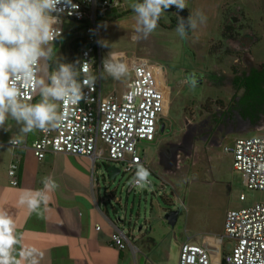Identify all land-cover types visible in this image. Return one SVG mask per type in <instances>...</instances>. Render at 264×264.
<instances>
[{"label":"rangeland","instance_id":"obj_1","mask_svg":"<svg viewBox=\"0 0 264 264\" xmlns=\"http://www.w3.org/2000/svg\"><path fill=\"white\" fill-rule=\"evenodd\" d=\"M115 2L118 5H113L97 25L103 58L127 66L132 59L148 60L158 87L169 90L168 111L159 122L156 140L139 144L151 186L144 184L136 193H128L133 177L117 167L121 173L111 182L106 171L108 164L101 160L97 162L94 184L103 195L108 191V202L118 214L115 215L110 207L111 217L120 218V227L131 237L134 248L144 245L143 242L150 246V250L146 248L145 251V247L140 250L141 254L137 255L140 262L179 264L183 244L199 243L203 238H223L230 210L264 201L263 193L247 188L242 174L233 167V157L224 153V147L236 139L264 137V124L256 128H225L224 131L217 126L213 128L220 113L218 103H229L232 96L231 87L223 80L238 72L237 57L227 52L229 47L222 38L223 25L234 7L244 10L248 22L263 37L250 54L256 62L264 63V19L258 12L262 11L264 16V0H187L185 10L192 14L196 27L186 39L176 32L177 15L170 16L165 12L160 17L161 24L168 29L158 23L157 28L143 39L142 32L135 33L138 25L130 7L137 0ZM197 10L207 17L206 22H201ZM124 13L128 14L117 18ZM61 28L67 35L59 39L58 47L56 44L42 46L45 50L51 48L50 57L42 58L40 77L43 79L46 78V66L52 67L54 72L62 64L77 66L80 49L72 50L71 44L84 37L85 31L80 30L81 24L67 19H63ZM133 34L141 39L133 41ZM219 42L222 52L215 46ZM187 71L203 75L204 84L189 83ZM166 72L170 76L165 78ZM209 76L218 77L222 83L213 85ZM132 79L130 71L119 80L105 71L102 80L104 97H121ZM10 122L15 129L23 128V123L12 120L11 116L7 125ZM162 125H165L164 131ZM241 195L246 196L245 202L240 201ZM172 211L181 212L173 229L165 218ZM234 244L224 238L225 255L231 253Z\"/></svg>","mask_w":264,"mask_h":264},{"label":"built area","instance_id":"obj_2","mask_svg":"<svg viewBox=\"0 0 264 264\" xmlns=\"http://www.w3.org/2000/svg\"><path fill=\"white\" fill-rule=\"evenodd\" d=\"M113 5L118 3L115 0H60L57 11L50 13L55 35L47 45L56 44L66 34L61 28L63 19L79 23L84 28L88 44L80 49L73 70L76 82L81 85V99L75 104L62 105L65 111L62 125L41 131L32 151L39 161L49 155L66 154L89 158L95 165L100 160L108 165L114 164L133 177L128 193H136L141 188L137 185H152L148 178L141 182L136 176L138 169H148L146 159L140 155L139 144L156 140L159 122L168 111V93L158 87L148 60L132 59L128 66L133 79L124 94L104 97L102 80L106 69L97 25ZM84 64L87 73L83 70ZM41 65L42 59L37 66V80L40 79ZM85 80L89 83L85 84ZM22 91L26 101L32 104L39 95L36 85ZM10 145L14 149L19 147ZM224 153L233 157V167L242 174L247 188L264 194V137L236 139L224 147ZM19 168V163L15 162L9 169L13 187L19 186ZM240 200L246 201V196L241 195ZM97 230L100 231L101 227L98 226ZM224 238L235 242L227 255L224 254ZM112 243L121 251L128 248L134 253L137 251L131 237L121 227L115 226ZM215 257L224 259L215 261ZM179 264H264V201L230 210L223 238H205L201 244L185 243Z\"/></svg>","mask_w":264,"mask_h":264},{"label":"crops","instance_id":"obj_3","mask_svg":"<svg viewBox=\"0 0 264 264\" xmlns=\"http://www.w3.org/2000/svg\"><path fill=\"white\" fill-rule=\"evenodd\" d=\"M45 70L46 78L40 79L47 85L49 76L55 72L52 67L46 66ZM41 99L39 94L33 104ZM50 102L56 103L60 110V101ZM7 119L0 126V212H6L14 222L20 238L17 247L35 248L40 254L39 264H141L137 255L144 247L145 251L146 248L150 250L145 242V246H136V253L131 248L121 251L112 243L114 228L120 227L122 222L120 218L111 217L110 207L115 215L118 214L108 202V191L103 195L102 190L95 187L98 163L95 165L89 158L66 154L49 155L39 161L32 145L41 130L21 135V129H15L11 122L7 125ZM13 138L21 140L18 148L11 147ZM15 162L20 166L18 187L11 185L9 177L10 166ZM46 178L54 182V189H45ZM37 191L44 192L48 200L41 202L37 212H33L26 203H20V198ZM204 239L194 244H201ZM223 259L215 257V261Z\"/></svg>","mask_w":264,"mask_h":264},{"label":"clouds","instance_id":"obj_4","mask_svg":"<svg viewBox=\"0 0 264 264\" xmlns=\"http://www.w3.org/2000/svg\"><path fill=\"white\" fill-rule=\"evenodd\" d=\"M60 0H0V126L5 124L10 115L18 123H23L21 135L34 130L47 131L60 127L65 119L62 105L78 103L81 99V85L75 80L76 73L71 66L60 65L58 71L49 76L50 84L42 79H35L37 66L41 58L50 57L51 48L42 47L54 39L53 20L50 13L57 11ZM135 13V33L142 32L146 39L158 26L162 13L171 8L177 10L178 26L176 32L186 39L188 32L196 24L189 13L187 22L178 13L187 7V0H137L130 5ZM202 17V23L207 17L197 10ZM133 41L141 39L132 35ZM106 71L116 80L128 74V66L122 62L105 61ZM84 72H88L86 64ZM85 84L89 81L85 80ZM33 85L39 87L42 99L39 103H28L22 89ZM50 101H60L58 105ZM11 144L19 145L21 140L13 138ZM149 172L138 169L136 176L144 182ZM143 187L141 183L137 185ZM45 189H54L56 185L47 178ZM48 196L37 191L35 194L21 196L20 203L37 212L41 202H46ZM20 238L16 233L14 222L6 212H0V264H39L40 255L35 248H18Z\"/></svg>","mask_w":264,"mask_h":264},{"label":"flooded vegetation","instance_id":"obj_5","mask_svg":"<svg viewBox=\"0 0 264 264\" xmlns=\"http://www.w3.org/2000/svg\"><path fill=\"white\" fill-rule=\"evenodd\" d=\"M258 12L263 20L262 11L258 10ZM165 13H169L170 16L177 15L176 13ZM247 17L244 10L234 7L228 16L226 25H223L222 28V38L229 47L227 52L237 57L235 65L238 72L233 74L230 79L223 80L225 85L231 87L232 96L229 98V103L224 101L218 103V112L220 113L213 128L217 126L221 131H224L225 128L235 130L238 126L256 128L264 124V63L256 62L250 54L253 47L259 44L263 37L252 27ZM171 20L173 23L176 22L175 19ZM158 23L162 28L168 29L161 24V18ZM220 42L215 46L222 52L223 48L220 46ZM241 54L242 56L239 57ZM186 74L189 83L203 85L205 82V78L199 73L187 71ZM168 76L170 74L166 72L165 78ZM209 79L213 85L222 83L216 76H209Z\"/></svg>","mask_w":264,"mask_h":264},{"label":"water","instance_id":"obj_6","mask_svg":"<svg viewBox=\"0 0 264 264\" xmlns=\"http://www.w3.org/2000/svg\"><path fill=\"white\" fill-rule=\"evenodd\" d=\"M111 1L113 2L114 0H111ZM167 12L177 14V10L174 7L169 9ZM178 15L182 16L184 18L185 22H187V18L189 16V12L187 10L184 9L182 12H179ZM164 129H165V125H162V131H164ZM106 171H107V174H108L111 182L115 181L117 176L120 174V170L115 166H109L106 169ZM180 213H181L180 211H172L166 215L165 218L168 222V225L170 227H172V229L176 226V224L178 222V218L180 216Z\"/></svg>","mask_w":264,"mask_h":264},{"label":"trees","instance_id":"obj_7","mask_svg":"<svg viewBox=\"0 0 264 264\" xmlns=\"http://www.w3.org/2000/svg\"><path fill=\"white\" fill-rule=\"evenodd\" d=\"M129 13H130V12H129ZM127 14H128V13L121 14V15H119L117 18H123V17H125ZM102 19H103V18H102ZM102 19H100V20H102ZM80 30H84V28L81 26ZM76 31H78V30H76ZM76 31H75V32H76ZM68 34H70V33H68ZM65 35H67V33H66ZM65 35H64V36H65ZM87 44H88V41H87L86 37H85V36H84V37H80V38L75 39V40L72 42V44H71V49L74 50V51H76L77 49H81L82 47H84V46L87 45ZM58 46H59V41L56 43V47H58ZM108 167H109V165H107L106 169H107Z\"/></svg>","mask_w":264,"mask_h":264}]
</instances>
